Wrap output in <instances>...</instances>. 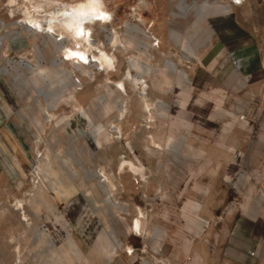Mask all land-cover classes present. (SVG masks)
Listing matches in <instances>:
<instances>
[{
	"label": "rangeland",
	"instance_id": "obj_1",
	"mask_svg": "<svg viewBox=\"0 0 264 264\" xmlns=\"http://www.w3.org/2000/svg\"><path fill=\"white\" fill-rule=\"evenodd\" d=\"M86 1L0 0V73L10 77L17 86L21 75L37 80L36 99L32 101L43 109L49 126L61 121L57 130L47 129L45 136L63 138L57 146L59 154L70 161L76 175L79 173L64 190H73L75 195L79 192L90 203L86 204L82 218L101 222L68 225L65 217L73 213L67 198L58 204L59 212H65L63 224H56L55 213L37 219L33 210L24 207L21 190L14 199L3 204H8L9 213L16 221L14 235L0 233V248L14 251L15 264H152V260H156L152 259L154 251H161L167 244L163 236L193 237L205 233L206 229L216 232L227 218H239L243 223L248 217L257 223L264 240V207L255 212L250 206L255 194L230 195L233 209H217L223 199L225 201L217 192V186L205 188L202 194L184 193L180 186L171 192L167 178L154 176L153 172V166L166 170L170 164L164 160L168 153L191 155V161L176 156L175 165L176 170L192 166L186 167L193 176L192 186L197 181L195 173H200L198 165L201 172L221 168V162L215 160V156L222 154L221 130L215 119L210 118L211 109L208 113L199 112L201 99L195 97L198 96L195 84L188 78L195 63L196 51L192 45L200 38L201 5H210V21L217 9L223 12L248 4L253 7L251 16L264 31V0H102L103 8L112 17L108 21L98 19L86 24L92 30L91 42L82 36L77 38L60 24L53 26L55 34L45 30L55 11L65 6H80ZM95 3L81 8L91 9ZM29 17L41 19L45 29L28 24L25 20ZM13 38L20 42L12 49ZM259 38L264 44V32ZM22 41H27L24 47ZM41 68L43 76L53 79L58 95L50 83L46 90L45 83H39ZM141 78L146 84L145 94L136 83ZM191 109V122L195 125L202 121L205 129H193L189 133L184 128L185 116ZM245 117L254 122V114L239 116L240 119ZM74 121L78 125L74 130L68 129L67 123ZM79 127L85 130L82 132ZM189 136L192 141L186 139ZM69 138L77 141L69 143ZM38 151L42 152V157L45 155L44 146L36 145L33 155ZM121 155L135 161L145 174L137 175L127 166L123 180L119 177L108 180L105 168L108 171L111 164L115 171L117 164L111 160ZM152 155L159 162H152ZM137 158L142 159L143 164L138 163ZM235 163L238 167L234 171L242 167L250 172L255 191L264 189V161ZM44 183L43 176L40 187L32 195L26 193V197L34 198ZM30 186L27 181L25 190ZM198 203L205 204L204 209H195ZM108 204H111L110 210L102 208ZM92 205H97L98 209L92 210ZM2 214L0 211V217ZM199 217L213 218L212 225L201 231L200 223H195ZM103 219L105 224H102ZM246 229L240 226L243 234ZM108 242L115 244L110 258L92 256ZM250 254L255 255L256 251L252 249ZM8 260L12 264V259L0 257V264ZM159 261L171 264L166 255ZM258 264H264V257Z\"/></svg>",
	"mask_w": 264,
	"mask_h": 264
},
{
	"label": "crops",
	"instance_id": "obj_2",
	"mask_svg": "<svg viewBox=\"0 0 264 264\" xmlns=\"http://www.w3.org/2000/svg\"><path fill=\"white\" fill-rule=\"evenodd\" d=\"M210 6V5H209ZM208 4L201 5V15L199 18V41H195L192 49L195 52V63L191 67L188 78L195 84V96L200 100V113H208L210 118H214L217 128L221 130L222 154L215 156L216 162H221L220 169L203 171L197 166V173L192 186L193 176L189 174V169L185 166L183 169L176 170L175 157L179 156L183 161H191V155H174L168 153L164 160L170 163L166 170L153 166L154 176L167 178V185L170 191L175 192L177 187H182L184 193L202 194L205 188L217 186V192L225 197V201L217 206V209H233L230 201V195L247 192L253 193L251 211H257L264 207V189H254V183L250 180V172L242 167L234 171L238 166L234 165L240 161L255 164L256 161H264V44L259 36L262 34L256 18L251 16V8L248 4L232 7V9L220 11L217 9L215 16H210V7ZM205 8V9H203ZM221 12V14H218ZM255 18V19H254ZM254 19V21H253ZM206 33L205 37L204 34ZM19 39L13 38L10 42L12 49L18 47L16 42ZM23 42V41H22ZM27 41L23 42L24 47ZM58 64V61H57ZM40 80L45 90L47 83L54 88L58 95V88L52 85V78L49 75L43 76L41 68ZM20 78V74L16 75ZM32 77L25 78L21 75L19 85L13 83L10 77L0 73V233L6 235L15 232V217L9 213V206H3L8 200L14 199L18 192L23 190L24 207L33 210L37 219H42L49 213H55L56 224H63L68 221V225H97L101 222L90 221L82 218L87 202L86 198L75 195L73 190H64L65 185H69L73 177H78L75 171L71 170L72 165L69 160L63 159L57 148L63 138H49L45 136L47 129H58L61 121H56L49 126L41 107L36 106L32 101L35 98L34 89L37 91ZM47 81V82H46ZM191 86L194 88V86ZM49 87V88H50ZM40 89V88H38ZM56 95V94H55ZM191 96V95H189ZM54 108V106H52ZM185 116L184 128L189 133L195 130H203L205 125L191 122L193 110H189ZM47 113V111H45ZM244 113L254 114V122L250 118L240 119L239 116ZM47 116V115H46ZM250 123H253L250 126ZM78 123L76 121L67 123L68 129H75ZM172 128H175L173 126ZM80 129V127H79ZM81 128L80 131H84ZM249 132V133H248ZM232 135V137H230ZM237 136V138H235ZM220 138V137H219ZM189 141L191 136L186 138ZM69 143L77 141L76 138H69ZM44 146L45 155L41 157V170L45 179L44 186L36 192L34 198L26 197L27 181H29V168L33 158V150L36 145ZM186 145V141H185ZM53 146V148H52ZM52 149L49 152V148ZM171 147V146H170ZM246 151H242L243 148ZM258 147V149H257ZM239 152L238 154L236 152ZM236 153V154H235ZM151 161H158L151 156ZM124 159H130L127 155H121L119 159H113L117 164L115 171L112 165L107 171L108 180L112 177L125 178L123 172L126 165ZM180 159V160H181ZM132 160V159H130ZM143 164L142 159H136ZM109 161V162H111ZM133 161V160H132ZM135 162V161H133ZM136 163V162H135ZM233 167L231 169V165ZM166 175V176H165ZM66 177V178H65ZM68 179V180H65ZM47 185L49 187H47ZM46 186V187H45ZM193 188V189H192ZM77 192V191H76ZM259 199L256 200L255 196ZM64 198L70 200V209L72 215L64 218V210H61L60 204ZM90 207V206H89ZM205 204L198 203L195 209H204ZM101 208V206L99 207ZM103 209H111V204L103 205ZM88 209V208H87ZM92 210L98 209L97 205H92ZM41 210H43L41 212ZM47 210V213L45 211ZM84 219V222L80 221ZM243 223L239 218H227L223 220L221 229L216 232L207 230L205 233H199L193 237L186 235H167L163 240L167 243L164 249H156L152 255V264H160L159 259L166 255L171 264H258L264 257V240L257 223L251 221L248 217ZM250 220V221H249ZM99 221V222H98ZM98 222V223H97ZM102 224H105L103 219ZM213 218L196 219L200 230L211 226ZM240 226L247 227L245 234L240 232ZM7 227L8 229L4 230ZM264 235V234H263ZM112 245L108 242L102 249L95 250L97 258H110L112 255ZM255 250L256 254L251 255L250 250ZM160 255L162 257L160 258ZM0 257L12 259L15 264V254L13 250L0 248ZM159 261V263H158ZM5 264V263H4ZM6 264H11L8 260Z\"/></svg>",
	"mask_w": 264,
	"mask_h": 264
},
{
	"label": "bare ground",
	"instance_id": "obj_3",
	"mask_svg": "<svg viewBox=\"0 0 264 264\" xmlns=\"http://www.w3.org/2000/svg\"><path fill=\"white\" fill-rule=\"evenodd\" d=\"M91 1L96 2L95 6L93 8L88 9V10L81 8V7H83V5L91 4L92 3ZM102 4H103L102 0H88L85 3H82V5H80V6H70V7L65 6L64 9H59L53 13V15L49 21L50 25L47 26V29H45V27H43V22L41 19L29 17L25 21L28 24H30L31 26H34L36 28H42V30L44 28L46 31L53 32L54 34H55V31L53 29V26L60 24L62 26H65L64 27L65 29L70 30L73 33H75L74 35L77 36V38L82 36L83 38H86L89 42H91L92 40L89 37L92 34V30H91V28L86 26V24L88 22L90 23V22H93L94 20H98V19L108 21L112 17V14L110 12H108L107 10H105V8H103ZM154 39L157 40L156 37ZM154 43H156V42H154ZM109 61H112V59L109 58ZM25 64L27 66L29 65L28 63H25ZM171 65H172V63H171ZM172 67H174V66H172ZM136 83L138 84L141 93L145 94V92H146L145 81L141 78V79H137ZM107 137H108V135H107ZM123 164L130 167L132 172H134L137 175H144L145 174L143 169L141 168V166L137 165L135 162H133L130 159H124ZM103 177L105 178L104 175H103Z\"/></svg>",
	"mask_w": 264,
	"mask_h": 264
},
{
	"label": "built area",
	"instance_id": "obj_4",
	"mask_svg": "<svg viewBox=\"0 0 264 264\" xmlns=\"http://www.w3.org/2000/svg\"><path fill=\"white\" fill-rule=\"evenodd\" d=\"M153 38H155L153 36ZM2 45V43H1ZM243 118V116H242ZM41 157H42V152L38 151L33 155V158L31 160L30 168H29V182L31 184L30 188L28 191H26L27 195H32L33 191L37 188L40 187L42 184V178H43V172L41 170ZM25 220V218H24ZM26 221V220H25ZM27 222V221H26ZM252 254H254L252 252Z\"/></svg>",
	"mask_w": 264,
	"mask_h": 264
}]
</instances>
